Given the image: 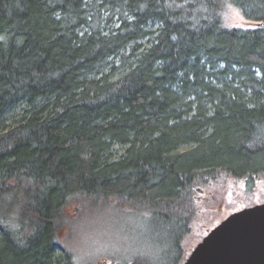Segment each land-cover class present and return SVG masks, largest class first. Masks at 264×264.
<instances>
[{"label": "trees", "instance_id": "obj_1", "mask_svg": "<svg viewBox=\"0 0 264 264\" xmlns=\"http://www.w3.org/2000/svg\"><path fill=\"white\" fill-rule=\"evenodd\" d=\"M228 177L264 181V0H0V264H80L77 220L111 212L165 248L100 264H180Z\"/></svg>", "mask_w": 264, "mask_h": 264}, {"label": "rangeland", "instance_id": "obj_2", "mask_svg": "<svg viewBox=\"0 0 264 264\" xmlns=\"http://www.w3.org/2000/svg\"><path fill=\"white\" fill-rule=\"evenodd\" d=\"M226 26L252 27L253 22L246 20L234 8L229 9L224 18ZM123 149L114 147V155L119 156ZM218 184H211L206 190H201L196 197L198 212L191 224L189 233L179 243L178 252L172 254L177 261L182 258L183 263L193 247L206 235V233L223 220L231 212L245 206L264 202V181L258 179L250 189L242 179L222 178ZM115 222L100 224L101 220H77L75 233L68 242L64 243L76 258L77 262L92 264L103 263L106 255H155L162 252V231L158 225L152 227L142 216L111 212L108 214ZM65 233L66 230H64ZM63 232L61 238L65 237ZM149 239L154 240V244ZM178 239V236H177ZM176 239V243H177ZM179 241V240H178ZM162 246V248H160ZM159 249V250H158ZM184 252V254H183ZM113 257V256H112ZM126 257V256H125ZM162 258V262L165 261ZM105 259V260H104ZM168 262V260H167ZM93 263V264H95Z\"/></svg>", "mask_w": 264, "mask_h": 264}, {"label": "water", "instance_id": "obj_3", "mask_svg": "<svg viewBox=\"0 0 264 264\" xmlns=\"http://www.w3.org/2000/svg\"><path fill=\"white\" fill-rule=\"evenodd\" d=\"M182 264H264V202L228 214Z\"/></svg>", "mask_w": 264, "mask_h": 264}]
</instances>
